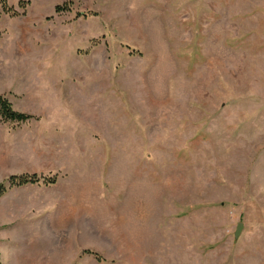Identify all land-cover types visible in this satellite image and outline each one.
Here are the masks:
<instances>
[{
	"label": "rangeland",
	"instance_id": "374dc122",
	"mask_svg": "<svg viewBox=\"0 0 264 264\" xmlns=\"http://www.w3.org/2000/svg\"><path fill=\"white\" fill-rule=\"evenodd\" d=\"M7 1L0 95L66 130L34 164L2 122L0 183L66 171L0 200V264H264V0Z\"/></svg>",
	"mask_w": 264,
	"mask_h": 264
},
{
	"label": "crops",
	"instance_id": "0c3cea01",
	"mask_svg": "<svg viewBox=\"0 0 264 264\" xmlns=\"http://www.w3.org/2000/svg\"><path fill=\"white\" fill-rule=\"evenodd\" d=\"M20 97H21V95L17 96L15 94H12L11 97H8V98L10 99V101L13 103V106H14L15 101L20 102L18 100V98H20ZM2 122H4V121H2L0 119V124H2ZM12 123H14V124H12ZM6 126H5L6 130H4V128H2L3 134L5 133L4 134V139H5L4 144L7 146L6 149L8 148L7 150H9V153L14 154V157H15V151H14L15 148H11V150L9 148L14 143L13 139H15V138L17 139L16 135L19 132H22L25 130H27V131L33 130L35 132V133H29V135L26 137V140H24V143H27V139L29 140L34 136L33 142H34L35 148L37 150L30 151L31 153L34 152V154L36 155V159L33 161L34 164L35 163L38 164V162H37L38 159H40L41 161H44V158L46 155L47 156H49V155L54 156V154L51 151L48 150L49 152H46L45 148L48 149V146H46L45 142L47 139L59 140L60 135L63 132H65V130H66L64 125L62 124V122H60L59 120L58 121L57 120L56 121H50V119L45 118L42 115L28 119L25 122H8ZM79 130H80V128H75L74 131L77 133V131H79ZM88 130L89 131L84 130L85 133H89V135H92L91 129H88ZM92 136H94V135H92ZM58 149H59V151L56 150V152H60V155H61L60 148H58ZM50 150H55V149L50 148ZM25 151L27 152L28 150L25 149ZM25 151H24V153H25ZM62 156H64V155H62ZM57 157H59V156H57ZM18 158L19 157H17V159ZM20 158L23 159L25 162H27V160L29 159L27 154H23ZM80 159H82V160H80L81 166H79L77 168L75 167L76 170H72V171L75 172L77 175L80 174L81 175L80 180H82L84 182L85 181L89 182V186L91 187L92 184H91L90 178L85 177V170L91 169V167H92V166H90L91 163L89 162L90 165H86L85 159L84 158H80ZM58 162H59V159H58ZM33 165H31V166H33ZM43 165L44 166L41 168L37 167V168H33V169H31V168L20 169L21 171H16V173H19V174L38 173L40 175L52 176V175H56V174L58 175V174L62 173V171L63 172L66 171V170H61L62 168H60V166H55V165H52L49 163L43 162ZM73 172H72V174H73ZM19 174H17V175H19ZM56 182H57V180H56ZM55 183H49L48 184V183H44L43 180H41L40 182L26 183L23 185L13 186L10 189H8L2 196H0V200H4V199L8 198L11 194H17L20 191L23 192V191H27L30 189H34V190L37 189V190H40V192H45V189L47 190V189L52 188L55 185ZM90 193H91V190H90ZM54 211H55V205L48 208V209H43V210H41V212H38L37 214H36V209H33V212H35V213H34V216L31 218V220H29L28 222H23V221L17 222L16 224H14L11 227V229L15 230V229H19L25 225H29L32 223H35V224L41 223V222L47 220ZM9 243H10L9 247H14V248L20 247L22 245L21 241L9 242Z\"/></svg>",
	"mask_w": 264,
	"mask_h": 264
},
{
	"label": "trees",
	"instance_id": "16d2710c",
	"mask_svg": "<svg viewBox=\"0 0 264 264\" xmlns=\"http://www.w3.org/2000/svg\"><path fill=\"white\" fill-rule=\"evenodd\" d=\"M4 4V9L12 14H18V10L13 8L12 5L8 4L7 0H0ZM30 0H20L19 7L24 9V13L30 5ZM71 10V1L65 2L64 5H58L56 11ZM34 116L25 112L14 109L12 102L7 95H0V119L4 122H25ZM57 175L46 176L38 173H23L19 175H12L6 182L0 183V196H2L9 187L15 185H22L26 183H35L43 180L44 183H55ZM88 253L95 254L97 258H100L97 252L90 251Z\"/></svg>",
	"mask_w": 264,
	"mask_h": 264
},
{
	"label": "water",
	"instance_id": "95a60500",
	"mask_svg": "<svg viewBox=\"0 0 264 264\" xmlns=\"http://www.w3.org/2000/svg\"><path fill=\"white\" fill-rule=\"evenodd\" d=\"M242 227H243V224L240 223L239 226H238V228H237V230H236V233H235L236 236H239L240 235V233L242 231Z\"/></svg>",
	"mask_w": 264,
	"mask_h": 264
}]
</instances>
